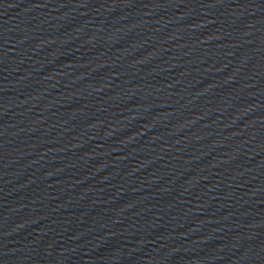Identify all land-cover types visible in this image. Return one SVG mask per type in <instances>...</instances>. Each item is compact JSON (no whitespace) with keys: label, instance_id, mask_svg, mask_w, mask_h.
I'll return each instance as SVG.
<instances>
[{"label":"water","instance_id":"1","mask_svg":"<svg viewBox=\"0 0 264 264\" xmlns=\"http://www.w3.org/2000/svg\"><path fill=\"white\" fill-rule=\"evenodd\" d=\"M0 264H264V0H0Z\"/></svg>","mask_w":264,"mask_h":264}]
</instances>
